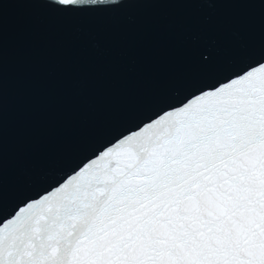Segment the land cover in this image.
Returning a JSON list of instances; mask_svg holds the SVG:
<instances>
[{"label": "snow or ice", "instance_id": "snow-or-ice-1", "mask_svg": "<svg viewBox=\"0 0 264 264\" xmlns=\"http://www.w3.org/2000/svg\"><path fill=\"white\" fill-rule=\"evenodd\" d=\"M17 2L100 17L121 0ZM0 264H264V41L36 196L0 194Z\"/></svg>", "mask_w": 264, "mask_h": 264}, {"label": "water", "instance_id": "water-1", "mask_svg": "<svg viewBox=\"0 0 264 264\" xmlns=\"http://www.w3.org/2000/svg\"><path fill=\"white\" fill-rule=\"evenodd\" d=\"M0 11V194L9 209L88 158L97 138L226 80L264 41V3L239 0H121L100 17L0 0Z\"/></svg>", "mask_w": 264, "mask_h": 264}]
</instances>
